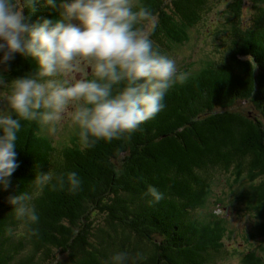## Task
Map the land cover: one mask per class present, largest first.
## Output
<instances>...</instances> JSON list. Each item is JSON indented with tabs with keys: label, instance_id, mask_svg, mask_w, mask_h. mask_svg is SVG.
I'll return each mask as SVG.
<instances>
[{
	"label": "trees",
	"instance_id": "trees-1",
	"mask_svg": "<svg viewBox=\"0 0 264 264\" xmlns=\"http://www.w3.org/2000/svg\"><path fill=\"white\" fill-rule=\"evenodd\" d=\"M141 1L100 45L124 69L94 88L83 145L59 155L27 114L0 129V264H214L225 222L197 216L212 175L262 177L264 197V0H233L226 57L170 85L154 72L160 49L184 39L210 0ZM58 6L0 0V62L11 78L41 66L32 47L52 38ZM251 240L241 264H264V228Z\"/></svg>",
	"mask_w": 264,
	"mask_h": 264
},
{
	"label": "rangeland",
	"instance_id": "rangeland-1",
	"mask_svg": "<svg viewBox=\"0 0 264 264\" xmlns=\"http://www.w3.org/2000/svg\"><path fill=\"white\" fill-rule=\"evenodd\" d=\"M232 2L210 0L202 20L186 26L184 39L171 40L170 45L160 49L163 54L161 52L154 70L159 84L170 85L175 78L182 82L226 57L231 42L228 35L231 24L226 18L231 17L228 10L234 7ZM57 3L58 17L52 38L42 47H32L34 52L37 51L35 53L43 56L38 70H26L19 81L15 76L11 78V70L0 62V129L14 120H22L27 114L29 120L37 123V136L48 140L62 156L66 150L87 141L85 133L92 123L89 111L98 104L97 99L94 103L93 100L94 88L102 81L100 78L104 73L124 69L113 49L109 52L105 49L104 53L100 45L107 44L108 47L120 32L119 28L133 16L132 10L143 2L57 0ZM242 8V17L248 21L249 5ZM21 14V6H15L13 20L16 23ZM11 25L8 30H20V24L15 26L12 22ZM145 36L141 32L138 45ZM105 86L99 89L101 97L106 92ZM237 107L238 110H250L244 103ZM262 179H255L248 173L240 177L233 172L212 175L211 192L201 200L197 216L200 221L213 216L215 221L225 222L226 235L221 238L225 254L214 264H241L244 255L255 248L251 236H260L264 228L261 223L264 197L260 190L257 192Z\"/></svg>",
	"mask_w": 264,
	"mask_h": 264
}]
</instances>
